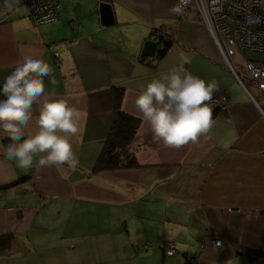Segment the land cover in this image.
<instances>
[{"label": "crops", "instance_id": "1", "mask_svg": "<svg viewBox=\"0 0 264 264\" xmlns=\"http://www.w3.org/2000/svg\"><path fill=\"white\" fill-rule=\"evenodd\" d=\"M102 4L112 6L114 24L103 25ZM176 4L60 0L58 20L39 26L25 0L0 13V86L23 56L38 55L57 81L46 77V91L80 111L71 141L76 171L37 170L39 157L32 169L18 168L4 157L12 141L0 129V238H10L0 264H264V118L207 23L179 20L169 12ZM154 30L172 45L144 63L143 43ZM181 52L194 76L218 82L213 100L225 102L210 105L216 123L207 141L174 149L152 141L135 100L179 64ZM114 88L125 90L122 110L139 119L129 144L139 167L95 173L115 120ZM34 108L26 132L38 130Z\"/></svg>", "mask_w": 264, "mask_h": 264}, {"label": "clouds", "instance_id": "2", "mask_svg": "<svg viewBox=\"0 0 264 264\" xmlns=\"http://www.w3.org/2000/svg\"><path fill=\"white\" fill-rule=\"evenodd\" d=\"M185 3L186 0H179L169 12L182 15ZM43 19L52 22L49 17ZM191 62L181 52L179 64L152 79L135 100L150 128L152 141L167 148L180 149L207 141L215 127L210 102L219 91V84L194 76L185 68ZM46 77L56 85L53 67L38 55L23 56L5 77L0 87V129L12 143L6 147L4 157L26 171L33 168L36 157L37 170L66 165L76 171L79 160L71 141L80 131V111L65 100L52 99L55 92L46 91ZM34 106L39 113L35 118L38 130L26 132L34 119Z\"/></svg>", "mask_w": 264, "mask_h": 264}, {"label": "built area", "instance_id": "3", "mask_svg": "<svg viewBox=\"0 0 264 264\" xmlns=\"http://www.w3.org/2000/svg\"><path fill=\"white\" fill-rule=\"evenodd\" d=\"M25 8L32 22L39 26L47 23L44 17H49L52 22L58 20L60 0H28ZM187 8H195L200 13L209 26L225 66L243 85L264 118V60H243L245 52L264 55V0H186L183 9ZM5 10L1 7L0 13ZM73 26L78 25L74 23ZM252 89L258 93V98L252 95ZM224 102L225 98L220 97L212 100L210 105ZM217 243L222 244L220 240L208 241V245L215 247H218ZM165 252L169 255L175 253L170 242ZM189 260L195 263L194 259Z\"/></svg>", "mask_w": 264, "mask_h": 264}, {"label": "trees", "instance_id": "4", "mask_svg": "<svg viewBox=\"0 0 264 264\" xmlns=\"http://www.w3.org/2000/svg\"><path fill=\"white\" fill-rule=\"evenodd\" d=\"M152 33L155 35L159 33V31L154 30ZM148 60L151 59L142 57L144 63ZM0 87H2V85ZM124 93L125 90L123 88H114L115 120L93 169V172L95 173L120 169H134L139 167L133 154L129 151V144L135 137L136 131L139 127V119L122 110ZM0 99H3V97L0 96ZM9 244L10 238H0V253L6 251L9 248ZM246 253L250 259L255 257V254L251 251H246Z\"/></svg>", "mask_w": 264, "mask_h": 264}, {"label": "water", "instance_id": "5", "mask_svg": "<svg viewBox=\"0 0 264 264\" xmlns=\"http://www.w3.org/2000/svg\"><path fill=\"white\" fill-rule=\"evenodd\" d=\"M22 0H0V6L9 9L16 8ZM101 16L103 25L114 24V13L112 6L109 4H102ZM172 45V40L167 39L164 34H155V37L151 40H147L143 43L141 50V56L145 58H154L155 60H161L167 53L168 49Z\"/></svg>", "mask_w": 264, "mask_h": 264}, {"label": "rangeland", "instance_id": "6", "mask_svg": "<svg viewBox=\"0 0 264 264\" xmlns=\"http://www.w3.org/2000/svg\"><path fill=\"white\" fill-rule=\"evenodd\" d=\"M23 1L24 0H22L20 2V4L18 5V7H16L15 9H18L19 6L23 3ZM25 1H28V0H25ZM0 9H1V6H0ZM179 18H180L179 20H182V21L190 20V21H195V22H201L203 25H205L204 20L202 19L200 13H198V11L195 8L183 9V14L179 15ZM172 33H173V38H174L176 36L175 32L173 31ZM253 58H255L256 60L263 61L264 60V55L263 54L251 53V52H245V56H243V60H245V59H253ZM249 86H251V85H249ZM250 92L252 93V95L255 98L259 97V95L255 91V89H252Z\"/></svg>", "mask_w": 264, "mask_h": 264}]
</instances>
